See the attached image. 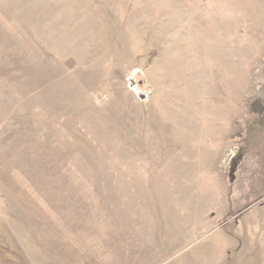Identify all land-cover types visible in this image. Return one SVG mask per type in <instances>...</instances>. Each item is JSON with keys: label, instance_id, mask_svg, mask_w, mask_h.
Wrapping results in <instances>:
<instances>
[{"label": "rangeland", "instance_id": "374dc122", "mask_svg": "<svg viewBox=\"0 0 264 264\" xmlns=\"http://www.w3.org/2000/svg\"><path fill=\"white\" fill-rule=\"evenodd\" d=\"M0 264H264V0H0Z\"/></svg>", "mask_w": 264, "mask_h": 264}]
</instances>
